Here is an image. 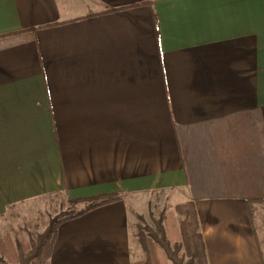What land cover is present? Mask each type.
<instances>
[{"label":"crops","instance_id":"0c3cea01","mask_svg":"<svg viewBox=\"0 0 264 264\" xmlns=\"http://www.w3.org/2000/svg\"><path fill=\"white\" fill-rule=\"evenodd\" d=\"M60 192L120 199L49 264H147L131 209L156 192L194 203L209 264H263L264 0H0V228Z\"/></svg>","mask_w":264,"mask_h":264},{"label":"trees","instance_id":"16d2710c","mask_svg":"<svg viewBox=\"0 0 264 264\" xmlns=\"http://www.w3.org/2000/svg\"><path fill=\"white\" fill-rule=\"evenodd\" d=\"M119 199L118 194L72 199L73 203L84 204V207L53 222L37 240L16 244L9 234L1 238L0 259L7 264H49L58 228L64 221ZM177 215L182 219L178 220ZM156 225V230L149 228V231L145 232L144 228H141L138 234V239L147 253V264H209L194 203L179 204L174 210L162 216Z\"/></svg>","mask_w":264,"mask_h":264},{"label":"rangeland","instance_id":"374dc122","mask_svg":"<svg viewBox=\"0 0 264 264\" xmlns=\"http://www.w3.org/2000/svg\"><path fill=\"white\" fill-rule=\"evenodd\" d=\"M137 206L136 209H131V240L133 246L138 244L142 248L138 239L140 229L144 228L145 232H148L149 228L156 230L158 220L176 207L172 203L169 192H156L149 196L144 195L137 201ZM83 207L84 204L73 203L62 192L41 198L30 204L21 205L17 216L10 218L9 224L0 228V237L9 234L16 244L37 240L38 236L53 222L76 213ZM177 218L178 220L182 219L178 215ZM251 218L264 261V200L254 203L251 209ZM171 231H173V228ZM183 253L184 250L181 251V254Z\"/></svg>","mask_w":264,"mask_h":264}]
</instances>
